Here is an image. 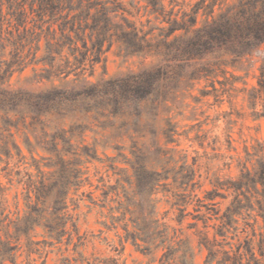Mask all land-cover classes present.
Returning <instances> with one entry per match:
<instances>
[{"label": "trees", "instance_id": "16d2710c", "mask_svg": "<svg viewBox=\"0 0 264 264\" xmlns=\"http://www.w3.org/2000/svg\"><path fill=\"white\" fill-rule=\"evenodd\" d=\"M144 1L149 14L154 15L161 26L146 30L142 24L138 26L127 17L128 11L118 0H0V175L11 184L10 162L16 158L14 166L18 168L25 159L16 141L17 134L22 135L32 160L24 172H15L17 185L22 186L24 206L20 211L16 196L17 210L13 216L6 212L8 201L0 180V264L12 259L13 253L21 248L20 238L28 239L37 228L50 240H60L69 224L76 227L72 214L76 206L70 210L69 203L86 180L85 164L93 160L107 162L113 175L118 176L115 185L102 188L103 197L111 193L116 196L115 211L121 218L111 216L112 224L125 221L129 216L127 221L132 230L125 225L126 240L130 239L144 253L164 247L163 264L173 259L176 251L167 244V227L157 218L154 198L157 188L169 179V174L149 169L147 153L135 142L129 150L132 160H125L131 176L115 165L117 157L124 158L121 146L110 147L118 151L117 157L105 155L102 160L95 145L85 144L84 134L91 129L78 117L105 118L113 127L116 118L131 103L139 105L154 96L177 70L191 68L204 56L217 50L233 60L251 56L264 47V0H199L190 13L182 12L181 15L173 9L166 10L165 2L171 6L175 0ZM201 10L206 20L198 26ZM115 44L126 58L141 57L143 62L152 61L137 73L92 83L85 75L87 68L92 70L102 63L106 52ZM7 50L8 59L5 58ZM30 66L34 81L48 82L50 88L34 91L10 87L11 76ZM258 86V91L264 95V50ZM260 116L264 117V108ZM164 135L170 140L174 131L168 129ZM39 151L45 155L39 156L40 161L34 157ZM260 151L256 171L252 173L246 169L238 180L218 183L236 193L219 217L214 202L218 192H207L205 199L209 203L203 204L192 194L196 187L200 188L194 181L195 171L183 165L172 178L183 191L174 194L172 203L180 212L179 219L187 216L188 205L195 201V211L204 207L207 214L213 212L218 217L217 234L223 236L237 215L243 210H254L252 198L255 197L259 216L264 220V145ZM32 167L37 172L35 176L28 171ZM243 190L244 204L240 198ZM251 191V195H247ZM195 217L197 221L210 219L205 215ZM258 235L261 259H256L253 238H249L244 240V247L251 259L244 264H264V233ZM200 245L208 251L207 262H211L217 251L207 232H200Z\"/></svg>", "mask_w": 264, "mask_h": 264}, {"label": "rangeland", "instance_id": "374dc122", "mask_svg": "<svg viewBox=\"0 0 264 264\" xmlns=\"http://www.w3.org/2000/svg\"><path fill=\"white\" fill-rule=\"evenodd\" d=\"M118 1L128 11L127 17L138 26L142 24L145 30L151 26H161L159 20L149 14L144 0ZM175 1L171 6L165 2L166 10L173 9L174 13L180 12L181 15L182 12L190 13L199 0ZM203 12H199L198 26H202L206 20ZM218 13L216 6L215 15ZM263 50L261 46L251 56L237 60L222 50L204 56L191 68L177 70L173 77L163 82L154 96L139 105L137 102L131 103L116 118L113 127L105 118L95 119L91 115L88 119L78 117L91 129L84 134L85 144L95 145L97 155L102 160H105V155L117 157L118 151L110 147L121 146L124 158L117 157L115 165L131 176L125 160H132L129 150L135 142L147 153L149 169L169 174V179L161 183L154 195L157 218L167 227V244L176 251L173 259L165 264H244L251 259L244 247V240L249 238H253L256 259H261L257 243L258 234L264 233V220L259 216L255 197L252 198L253 211L243 210L235 217L234 223L225 229L223 236L217 232L218 217L230 206L236 194L226 185L218 183L236 181L246 169L252 173L258 169L260 150L264 145V117L260 116L264 108V95L258 91ZM8 51L5 55L7 59ZM151 61L143 62L141 57L126 58L115 44L106 52L104 61L92 70L87 68L85 75L89 81L97 83L137 73ZM202 69L208 70V73L201 72ZM33 74L31 66L23 72H15L9 80L10 87L34 91L50 88L48 82L36 83ZM54 84L59 85V82ZM168 129L174 131L170 140L164 135ZM16 141L23 151L25 159L22 162L25 163L21 162L20 167L16 168L14 164L17 159L10 162L9 169H13L11 184L0 175L8 201L6 212H10L11 216L17 210L16 196L20 211L24 206L22 186L17 185L15 172H24V168L32 164L21 134L16 135ZM39 156L45 155L40 151L34 154L35 159L40 161ZM82 159L85 160L84 157ZM183 165L195 171L194 181L198 182L200 188L196 187L192 194H196L203 204L209 203L205 199L207 192H218L219 196L214 199L217 203L215 209L219 210L218 217L213 212L207 214L204 207L195 211L197 206L193 201L185 211L187 216L179 219L180 212L175 206L172 207V203L174 194L183 191L172 182V178ZM85 166L86 180L80 190L71 196L73 202L69 203L70 210L76 206L72 212L76 227L72 228L69 224L60 240H50L43 235L42 229L37 228L28 239L20 238L21 248L3 264H163L164 247L152 248L151 252L144 253L130 239L126 240L125 225L129 231L132 230L131 223L127 221L129 216L125 221L112 224L111 216L121 218V215L115 211L116 196L111 193L107 198L103 197V185L113 186L118 178L107 167L108 163L93 160ZM28 171L34 176L37 174L33 167ZM240 198L244 204V190ZM201 215L210 219L197 221L195 216ZM200 232H207L209 240L216 244L217 255L211 262H207L208 251L200 245ZM11 241L15 242L14 239Z\"/></svg>", "mask_w": 264, "mask_h": 264}]
</instances>
